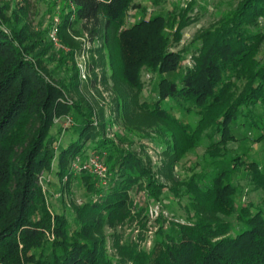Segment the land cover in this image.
<instances>
[{"label":"trees","instance_id":"trees-1","mask_svg":"<svg viewBox=\"0 0 264 264\" xmlns=\"http://www.w3.org/2000/svg\"><path fill=\"white\" fill-rule=\"evenodd\" d=\"M134 1L60 0L58 39L68 45V32L79 25L90 40L101 36L109 48L114 41L111 76L134 90L142 89V71L159 77L158 99L142 106L161 123L164 155L177 162L202 143L210 161L168 188L173 197L185 198L184 223L172 224L169 232L160 228L148 251L115 243L117 258L108 253L102 230L130 218L131 193L143 189L158 201L166 186L139 153L105 137L103 117L96 121L92 110L68 100L63 82L48 78L49 46L31 39L23 24L27 0H0V264H264V172L246 155L227 158L226 147L236 140L233 128L244 127L264 142V0H240L204 31L191 68H182L184 54L171 48L189 23L193 3L124 28L128 12L141 9ZM69 60L76 87L72 54L58 58L64 65ZM175 106L198 118L194 127L175 114ZM71 114L75 139L53 148L52 128ZM91 155L106 167L104 179L72 169ZM54 163L60 182L77 173L95 194L73 207L71 221L50 211L39 184ZM240 172L263 195L255 208L237 202ZM217 216L233 218L239 230L232 236V225Z\"/></svg>","mask_w":264,"mask_h":264},{"label":"rangeland","instance_id":"rangeland-1","mask_svg":"<svg viewBox=\"0 0 264 264\" xmlns=\"http://www.w3.org/2000/svg\"><path fill=\"white\" fill-rule=\"evenodd\" d=\"M12 1L6 0L7 3H12ZM239 1L135 0L134 3L140 5L141 9H131L128 12L124 19V28L141 19H148L158 12L167 14L185 9L186 5L192 2L193 8L189 13V23L181 31L179 42L171 48V51L184 54L182 68H191L193 65L192 56L200 47L199 36L204 31L216 26L223 16L236 8ZM60 5V0H27V14L23 24L31 39H40L43 41V45L49 46L48 56L44 59L45 73L48 78L54 82H63L68 88L66 91L68 100L79 104L81 110L88 108L92 110L96 121L100 120V116L103 117L106 122L105 137L115 140L123 148H132L139 153L158 182L166 186L158 201L150 198L143 189L133 191L131 193L133 205L130 218L123 224L104 227L102 230L108 253L116 258L115 243L119 246L132 244L140 250L148 251L160 228L163 232H169L172 229V224L184 223L185 198L179 200L173 197L168 188L175 187L188 178L196 166L198 168L208 166L210 161L205 152V146L200 143L195 150L177 162H173L168 155L165 156L160 139L163 135V131L160 129L161 123L149 118L142 106L143 102L151 103L158 99L157 81L159 77L142 71L143 86L140 91L116 80L111 76L109 67V50L113 48L114 41H111L109 48L101 36L90 40L80 30L79 25L75 27L74 31L68 32V45L58 39L56 46L50 40L49 34L56 13L59 14V17L62 15ZM260 51L259 57L263 55L264 43L261 45ZM68 54H72V63L78 74L76 87L72 85L73 72L68 68L72 65L71 61L69 60L70 64L68 65L58 61L60 55ZM78 63L85 67L86 79L80 78L77 69ZM162 107L168 109L169 105L163 103ZM172 110L192 127L197 123L198 118L195 115H186L177 106L172 107ZM256 112L260 114L261 109L257 107ZM69 118L72 123H67ZM69 118L57 120L52 128L50 136L54 140L53 148L56 145L65 147L70 140L75 139L73 128H70V125H76L75 116L71 114ZM232 131L236 140L227 144V158L246 155L256 162L259 169L264 172V142H257L244 127L233 128ZM120 137L123 139L120 140ZM90 146V141H87L86 155L91 151ZM55 151L58 152V149ZM55 168L54 163L52 174L43 172L39 177V184L45 191V200L50 211L63 214L68 221H71L74 215L73 207L81 206L94 199L95 194L86 189L77 173L74 174L71 182H60L54 173ZM237 184L240 188V196L237 201L239 205L249 204L255 208L261 204L262 193L254 188L244 172H240L237 176ZM95 186L99 187V184L96 182ZM214 217L216 218V216ZM217 218L232 225V236L239 230V225L233 218L223 216H217Z\"/></svg>","mask_w":264,"mask_h":264},{"label":"built area","instance_id":"built-area-1","mask_svg":"<svg viewBox=\"0 0 264 264\" xmlns=\"http://www.w3.org/2000/svg\"><path fill=\"white\" fill-rule=\"evenodd\" d=\"M59 23H60V18H59V14L56 13V16L53 19V22L51 24V29H50V40L57 46L58 44V28H59ZM77 69H78V73L80 78L82 79H86V71H85V67L82 64H77ZM70 120L68 119L67 123ZM67 125V124H66ZM72 169L73 170H77V171H86L90 174L96 175L97 177H99L100 179H104L105 178V174H106V167L103 165L102 162H100V159L98 156L96 155H91L87 162H85L84 164H81V162L79 160H76V162H74L72 164ZM104 184V182H103Z\"/></svg>","mask_w":264,"mask_h":264}]
</instances>
